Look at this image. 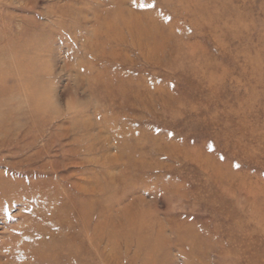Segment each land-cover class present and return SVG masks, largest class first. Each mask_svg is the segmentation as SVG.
Wrapping results in <instances>:
<instances>
[{
  "label": "rangeland",
  "instance_id": "1",
  "mask_svg": "<svg viewBox=\"0 0 264 264\" xmlns=\"http://www.w3.org/2000/svg\"><path fill=\"white\" fill-rule=\"evenodd\" d=\"M119 1L0 0V264H106L84 230L117 203H135L163 227L170 245L157 263L264 261V0H126L162 31L174 25L154 39L162 52L104 26ZM86 56L151 98L102 91L87 78ZM160 145L220 166L216 180L231 191L193 159L161 156ZM79 186L100 190L85 229L74 210ZM54 195L64 221L53 219ZM107 242L90 245L108 253ZM116 244L118 264H149L142 247L128 244L123 256Z\"/></svg>",
  "mask_w": 264,
  "mask_h": 264
},
{
  "label": "bare ground",
  "instance_id": "2",
  "mask_svg": "<svg viewBox=\"0 0 264 264\" xmlns=\"http://www.w3.org/2000/svg\"><path fill=\"white\" fill-rule=\"evenodd\" d=\"M110 10H111L110 14L109 15L107 14L108 20H106V23H104L105 27H107L110 31L115 29L117 32H123L126 29L130 32V34L137 37L138 41H141L142 43H144L142 45L147 46V47L149 46L151 48L150 49L151 51L159 49V52H162V48L165 47V43L162 47L161 44L155 43L154 39H156L159 36H163V35L170 37L172 34L171 31H173L174 25L171 26L172 28L168 27L170 29L169 31L167 29L162 31L160 23L159 21L156 20V18H154L152 15L145 13V12H140V13L134 12V8H132L130 5H127L126 0H120ZM238 24H239L238 27L242 28V23L239 22ZM97 30L99 31V29H96V31ZM115 36L116 35L111 36L109 33H106V37L109 40L113 38L118 43H122L124 41L122 40V37L116 36V38H114ZM82 46L83 47L85 46V42L82 43ZM85 58L87 62L85 65V68L87 71L86 72L87 78L93 81L95 80L96 83L100 85L102 91H108L110 95L114 96L115 98L127 96L128 94H132V93L134 94L137 100H138V97L151 98L150 92L142 93L140 89L134 86H130L127 83L120 82L119 81L120 77H117L115 75H110V73L106 69L107 66L100 67V70H95L91 56H86ZM168 101L172 103L173 98H169ZM139 149L141 150L142 147H140ZM139 149L136 151H139ZM173 149L175 150L174 153L170 149L165 150V147L163 145H160L155 148V151L161 156L163 155L165 156L168 154L172 155L176 153V155L180 157L183 154L184 156L187 157V159L189 158L193 159L194 161L197 162L198 164L197 167L200 168L203 172H206V173L211 172V175H214L215 177L214 182L217 186H219L221 193L223 191L224 194H226L231 191L230 186L229 185L226 186V184L223 183V182H226L227 180L224 181L223 178H222V181L216 180L220 176L223 177V174L220 171V166L207 162L205 159L200 157V154L196 153L195 151H192V152L182 151L183 153H181L180 151H177L176 147H174ZM133 162H134L133 164L135 167H138L141 169L147 168L151 166L152 164V163L151 164L146 163L144 159L143 160L136 159ZM228 183L230 185H233V182L231 181H228ZM166 187L168 190L173 188L167 185ZM99 192L100 190H98L97 188L91 189V186H88V187L79 186L78 194H80L81 196L75 200L74 210L76 212V217H78L79 221L81 222L79 226L80 227L82 226L84 229L87 227L88 228L90 227V223L93 219L94 209L96 207L101 206L95 202V199L98 196ZM60 198L61 197L58 195H54V197L52 198L53 199L52 203L54 204V206L55 205L58 206L56 207V209L59 208L56 212H54L53 219H56L57 221L58 220L64 221L63 218H66L65 215H68V216L70 215H69L66 204L63 205L62 203L59 202ZM253 199L254 197L249 195V200H245L246 205L248 206L250 201H252ZM65 201L66 203L69 204L68 198H66ZM262 202L264 203V200H262ZM119 204L118 203L115 204V208L113 207L111 209V211L114 213L110 212V210L99 213L96 219V222H95L96 225L94 226L93 232H90L89 229L86 232L84 230L83 237H85V240H86L85 243H87V246L93 248L94 253L96 252V253L101 254L106 264H118V260L117 261L115 260V254H117V251H118L116 250V247H118L116 242L118 240H121L122 245H123V249L121 248L123 252V256L124 254L127 256V254L129 253L128 244H134L135 246L142 247V253L139 256L140 258L144 259L143 256H145L146 254L149 264H165V263H157L154 259V257L160 252H163L165 254L164 256H167L168 250H167L166 245L169 246L170 242L167 238L162 239V235L164 234L163 227H161L160 229L158 228L156 229L155 227L150 226V220L148 221L147 214L142 209L138 208L135 205V203H129L128 205H124V207H122L120 210L117 209ZM260 213L261 211L259 209H250L249 220L259 221ZM114 214H117L118 216H116L115 218V216L114 217L112 216ZM248 222H245L244 225H241V230L247 231V229H249L247 225ZM51 223L52 221H49L47 225L44 224V229H47V228L50 229ZM254 227H256L255 224H254ZM234 229L237 232V234L239 232L238 236H240V234L242 233L240 228L237 226ZM42 232H40L39 234L41 236V237L39 236L40 237L39 239L45 240ZM105 237L108 241L107 242L108 245L109 246L111 245V249L108 251V253L104 251L100 253L98 252L97 246L92 247V245H90L91 243L93 244L96 241H100L104 239ZM240 239L239 237H237V241L235 240L233 241L234 244H239V245H242L243 247H247V245L243 243L242 241L243 239L241 240ZM83 243H84L83 240H80V246ZM208 247L212 248L213 246H211V244H208ZM96 253L94 254L95 257H97ZM94 256H93L94 259H92V255L91 256L88 255V259L92 262L93 260H95ZM255 262L256 264H264V261L260 259L255 260Z\"/></svg>",
  "mask_w": 264,
  "mask_h": 264
}]
</instances>
